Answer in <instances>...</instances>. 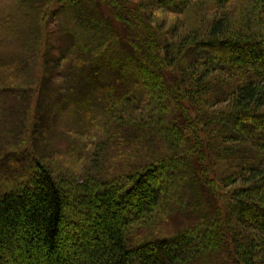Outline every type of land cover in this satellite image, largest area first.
<instances>
[{"label": "trees", "instance_id": "obj_1", "mask_svg": "<svg viewBox=\"0 0 264 264\" xmlns=\"http://www.w3.org/2000/svg\"><path fill=\"white\" fill-rule=\"evenodd\" d=\"M139 7L0 0V53L15 45L20 59H0V99L29 104L24 128L0 112L6 134L26 136L49 88L47 102L74 106L82 78L116 85L96 84L111 97L73 115L84 125L65 148L93 138L85 165L60 171L39 145L42 161L0 193V264H264V0ZM162 10L187 22L157 28Z\"/></svg>", "mask_w": 264, "mask_h": 264}, {"label": "rangeland", "instance_id": "obj_2", "mask_svg": "<svg viewBox=\"0 0 264 264\" xmlns=\"http://www.w3.org/2000/svg\"><path fill=\"white\" fill-rule=\"evenodd\" d=\"M120 2H126L127 4L129 3V6L131 10L133 11L137 9L139 12H141V8L139 7L142 3H145V0H118ZM103 3V2H101ZM136 7L134 8L133 6ZM4 6V4H3ZM138 7V8H137ZM148 11V10H145ZM142 10V12H145ZM5 14V13H3ZM148 14V13H147ZM63 14L61 15V17ZM184 16H176L169 14L167 11H157L154 14L153 21L156 23L159 28L160 26L163 27L165 30H171L174 32L180 31L179 28L180 26L176 25H183V23H186L187 21H184ZM46 23H48L47 27L42 26L43 33L44 30L48 31V36L47 40L44 42L47 43V46H51L52 43H49L50 40L54 38L55 34V28H56V23L55 21H52L51 17H46ZM118 21L120 19L118 18ZM183 22V23H181ZM18 20H16L15 25L18 27L19 31H23L24 26L23 25H18ZM124 24V23H123ZM122 22H119L120 26V31L122 32V35L126 34L125 31H127V28L125 25H123ZM156 28V27H155ZM156 28V29H157ZM164 30V31H165ZM44 37V34H43ZM42 38V34H41ZM43 41V40H42ZM41 41V43H42ZM43 44V43H42ZM11 46V45H10ZM13 46V47H12ZM10 48H8V51H2L0 53V59L3 61H6L5 59L12 58V60H15L17 58L18 60V50L16 51L15 48L18 46L12 45ZM206 57H219V56H224L223 52H211V53H206ZM16 60V61H17ZM20 61V59L18 60ZM23 63L26 61V59L23 57ZM21 61V62H22ZM27 65V64H24ZM30 68H33L30 63H28ZM28 71L21 72L23 69L20 70L19 76H23L24 80H31L32 74L29 73V68ZM5 70V69H3ZM27 68L25 69V71ZM0 72L2 73L1 69ZM37 72V71H36ZM3 74V73H2ZM34 74V73H33ZM38 75V74H37ZM31 76V77H30ZM88 78V79H87ZM36 79H40L39 76ZM15 80L14 78H10V82H13ZM152 82H158L157 79H151ZM39 83V82H38ZM37 83V84H38ZM103 83V84H108L109 88H115L116 85L112 81H106L103 80L99 77H94V76H89L86 77V79H81V84L79 83L78 86L74 89V93L77 95H84V99H82L77 104L74 106H70L65 103H61L60 101L57 102V104L52 103V101L47 102L48 96H50L51 92H53L54 89H47L44 91L43 96H44V102L41 105V113H40V118L37 119L36 116V109H31L29 115L31 116V121L30 125L26 130V136L24 135L22 138H17L18 134H6L5 124L7 121H2L0 120V193H3L4 191L14 188L18 184L24 183V180L26 177L30 174L31 168L35 167V163L41 162L42 161V151L38 148L39 145L43 148L47 149L52 153V157L55 160L57 166H60V171H62L66 167H77L76 162L82 165H85L89 161L88 155L86 156V153L91 150L90 144L93 142V138H91L90 141L87 143L85 140H81L80 142H77L78 147H71V151L67 152L65 146L66 142L69 141H74L76 139V134L78 132V129H81V126L83 127L84 122H83V115L79 118L78 116H73L77 112H80L81 114L85 112H90V107L91 110L94 109V103L97 99L99 98H108L111 97L109 92L101 89V91H95L93 88L95 87L96 84ZM114 83V85H113ZM56 82H54V86ZM113 85V86H112ZM123 90V87H120ZM55 91V90H54ZM15 97L12 96L10 98H5L0 99V112H3L4 116L7 118V120L10 123H15L17 124V127H19V124H22L23 126H26V124L23 125L24 122L27 123V111L26 109L29 107V104L27 103V99H22L21 101L23 102L22 109L17 110V108L14 106V101ZM16 101V100H15ZM87 101L91 102L87 103ZM39 101L36 102V106L38 105ZM14 106V107H13ZM90 106V107H89ZM106 111V110H105ZM104 113V112H103ZM80 119V120H79ZM39 120V131H36V123ZM79 120V121H78ZM22 122V123H21ZM72 125V126H71ZM72 127L75 129L74 132H72V136L68 137L66 135L72 130ZM24 128V127H23ZM9 132V131H7ZM19 132V131H18ZM22 132V131H20ZM76 133V134H75ZM38 135L40 137H38ZM13 155L15 158H13ZM11 156V157H10ZM18 159V160H15ZM71 175V172H69ZM72 197V194H69ZM134 202L137 200L136 198H133ZM185 219V220H184ZM182 220V224L178 227H173L169 226L167 228V232L172 234V232H176L177 230H183L186 228L187 222L186 218ZM167 226L159 227L164 230Z\"/></svg>", "mask_w": 264, "mask_h": 264}]
</instances>
